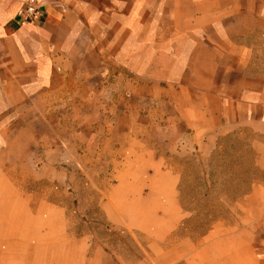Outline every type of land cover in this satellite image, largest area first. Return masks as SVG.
<instances>
[{"label": "rangeland", "instance_id": "obj_1", "mask_svg": "<svg viewBox=\"0 0 264 264\" xmlns=\"http://www.w3.org/2000/svg\"><path fill=\"white\" fill-rule=\"evenodd\" d=\"M68 26L61 51L0 56V192L55 202L93 246L127 255L145 228L179 239V199L203 231L264 185V51H179L167 23L130 47L113 39L131 24L104 23L102 41Z\"/></svg>", "mask_w": 264, "mask_h": 264}, {"label": "crops", "instance_id": "obj_2", "mask_svg": "<svg viewBox=\"0 0 264 264\" xmlns=\"http://www.w3.org/2000/svg\"><path fill=\"white\" fill-rule=\"evenodd\" d=\"M39 2L44 20L32 26L17 16L21 0H0V56L6 58L7 51H61L75 38L68 25L79 23L97 25V41L103 40L104 23L131 24L128 30L119 28L127 36L113 39L127 47L137 39L150 44L153 25L167 23L175 25L167 37L179 41V51H239L242 57L245 51H264V0ZM63 7L80 8L82 15H66ZM81 38L88 49L91 39ZM185 40L190 41L186 46ZM201 40L219 42L199 47L194 41ZM96 51H104L102 43ZM37 196L0 192V264H264V185L260 183L203 231L195 223L194 210L184 208L179 199V239L173 238L174 225L145 228L144 239L138 242L143 251L127 255L93 246L87 236L75 232L69 209Z\"/></svg>", "mask_w": 264, "mask_h": 264}, {"label": "built area", "instance_id": "obj_3", "mask_svg": "<svg viewBox=\"0 0 264 264\" xmlns=\"http://www.w3.org/2000/svg\"><path fill=\"white\" fill-rule=\"evenodd\" d=\"M23 6L18 10L17 16L23 24L38 26L44 20L39 0H21Z\"/></svg>", "mask_w": 264, "mask_h": 264}]
</instances>
